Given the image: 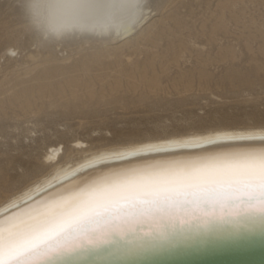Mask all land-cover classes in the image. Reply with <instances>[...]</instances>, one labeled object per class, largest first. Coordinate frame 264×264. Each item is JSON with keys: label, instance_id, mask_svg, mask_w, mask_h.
Masks as SVG:
<instances>
[{"label": "rangeland", "instance_id": "1", "mask_svg": "<svg viewBox=\"0 0 264 264\" xmlns=\"http://www.w3.org/2000/svg\"><path fill=\"white\" fill-rule=\"evenodd\" d=\"M174 1L149 0L145 20L135 28L133 34L110 43L109 37L87 32L68 33L61 39H57L53 33L43 35L27 18L25 0H0V56L9 46L16 50L0 59V89L20 81L21 76L27 79L25 73L33 65L24 63L28 53L48 48L54 52L57 62L70 67L82 60V55L92 58V55L101 52L98 43L106 41L108 60L113 62L115 58L112 52L117 46L131 39L134 48V39L138 34L149 27H160L161 20L169 14L176 17L177 23L168 18L165 22L166 32L157 39L160 45H144L145 51L161 54L168 44L178 48L183 41L193 52L192 55L186 52L180 59L183 71L187 72L194 68L195 56L203 55L210 45L214 50L218 44L226 43L223 38L227 29V41L237 48L239 56L231 65L220 63L211 66L212 77L202 82L203 88L199 86L197 78L194 88L182 94L177 93L173 83L184 72L170 65L165 67V72L159 69L158 76H149V82L159 90L157 95L147 94L144 87L148 82L140 78L141 84L135 92L128 73L121 72L112 77V85L119 81L122 89L102 99V88L98 84L94 90L95 98L86 108L79 110L72 104L27 118H17L10 111V116L0 117V182L5 172L10 182H16L38 168L47 169L49 165L37 160V154L48 143L63 139V151L60 153L63 157V152L70 146L69 139L74 136L80 137L84 143L77 149H86L92 145L146 134L182 131L190 127L264 123V55L261 53L264 46V39L261 38L264 34V0H183L167 8ZM224 4L228 6L225 10L222 9ZM234 17H240L242 22L237 24ZM181 34L184 36L181 37ZM207 38H213L211 44H206ZM192 39H198V45H194ZM246 39L251 40L249 48L244 43ZM85 40L90 41V45L82 47ZM64 47L67 51H64ZM125 48L122 47L123 50ZM173 52L169 50L168 58ZM142 58L146 59V56ZM50 63L47 61L37 65V70L45 69ZM82 69L85 70V65ZM230 72L231 76H228ZM106 77L105 81L108 82ZM108 85L106 83L105 87L110 91ZM82 112L85 114L81 115Z\"/></svg>", "mask_w": 264, "mask_h": 264}, {"label": "snow or ice", "instance_id": "2", "mask_svg": "<svg viewBox=\"0 0 264 264\" xmlns=\"http://www.w3.org/2000/svg\"><path fill=\"white\" fill-rule=\"evenodd\" d=\"M61 2L88 16L118 18L122 22L117 27L118 37L128 35L145 19L146 0ZM256 139L264 141V131L174 142L177 147L217 146L208 148L217 155L199 160L140 159L143 153L164 150L166 145L162 144L131 147L103 156L101 161L136 159L124 166L121 180L106 182L97 195L52 204L42 198L18 209L7 218L15 223L7 228L0 226V264H61L88 257L123 260L174 246L191 237L197 226L212 231L228 224L236 231L264 232V143H227ZM34 179L26 176L10 182L5 172V196H16ZM38 190L24 192L10 206ZM25 219L39 224L24 232L14 231Z\"/></svg>", "mask_w": 264, "mask_h": 264}, {"label": "bare ground", "instance_id": "3", "mask_svg": "<svg viewBox=\"0 0 264 264\" xmlns=\"http://www.w3.org/2000/svg\"><path fill=\"white\" fill-rule=\"evenodd\" d=\"M148 1L146 0L145 16L146 12H148L147 10H149ZM182 1L175 0L167 8ZM199 1L194 0V2ZM227 8L228 6L226 4L222 5L223 10ZM24 11L27 18L42 31L43 35L53 33L57 39H61L68 33L87 32L99 37H109L108 41L110 43H114L122 38H129L135 31V28L145 20L138 23L128 35L118 37L116 34L117 27L122 23L118 18L88 16L70 9L61 0H25ZM223 17L224 12L221 13V18ZM168 18L175 24L177 23L176 17L169 14L166 19L161 20L160 27L155 29L149 27L138 34L134 39L136 44L134 48H132L133 41L131 39H128L124 45L117 46L112 52L115 58L113 62L108 60V53L106 51L108 44H106V41L98 43L101 45V52L92 55V58L82 55V60L75 62L70 67L63 66L61 61L57 62L54 52L48 48L46 50H36L35 52L28 53L25 56L24 63L26 65L32 63L33 65L25 73V76H28L27 79L21 76L20 81L6 85L0 89V117L10 116L9 112L11 111L17 118H27L30 116H38L45 110L54 111L58 108H66L72 104H75L79 110L86 108L89 102L95 98L94 90L98 84L102 88V99L122 89L123 86L119 81H116L114 83L115 85H112V77L121 72L128 73L129 82L134 87L135 92L138 91V87L141 84L139 80L141 79L148 82L144 87L147 94H159V90L155 84L149 82V76H158L159 69L165 72V67L170 65L184 72L180 59L184 57L186 52L191 55L193 53L183 41L178 44V48L174 46L170 47L168 42L167 48H164L165 52L161 54L158 52L149 53L143 49L144 45H152V47L160 45L157 39L166 32L165 22ZM234 18L237 24L242 22L240 17ZM213 31H215V28ZM224 35L223 40H226V43L218 44L214 50L211 49L210 45L207 51L203 52V55L195 56L196 64L194 68L190 71H185L179 79L174 81L173 87L178 94L192 90L197 78L199 86L203 88L204 85L202 82L208 81L212 77V73L210 72L211 66L220 63L231 65L238 60L237 48L227 41L229 35L227 29L224 30ZM262 35L261 38L264 39V34ZM183 36L184 34H181V37ZM154 37H157L156 40L153 39ZM212 40L213 38H207L205 42L206 44H211ZM191 42L194 45H198L199 43L198 39H192ZM95 43L97 44V42ZM244 43L249 48L251 40L246 39ZM81 45L82 47L90 45V41L85 40ZM123 46L126 47L124 50L122 49ZM171 49L174 52L168 58V52ZM15 51L12 47H7L3 51V55L0 56V59L8 53H15ZM64 51H67L65 47ZM109 52L111 53V51ZM261 53L264 55V46L261 47ZM142 56H146V59H143ZM47 61H51V63L45 69L37 70V65ZM83 65H85V70L82 69ZM105 75L109 79L108 82L105 81ZM228 76H231V72ZM106 83L109 84L110 91H107L105 87ZM84 114L83 112L81 113V115ZM77 118L82 119V117ZM260 131H264V123L216 124L203 127H190L182 131L169 133L146 134L140 137L122 140L129 141V143H102L92 145L86 149H77L82 147L84 143L80 137L74 136L70 139L67 138L69 139L68 143L70 146L66 152H63L65 153L63 157L60 155L61 151H63L61 149L63 139L58 142H50L36 156L37 160L41 161L42 164H48L49 167L42 170L38 168L29 175L35 177V179L27 188L23 189V191H18L16 196L9 198L5 196L3 180L0 182V226L7 228L10 224L15 223L14 221H9L7 218L17 213L18 209L33 205L34 201L38 202L43 198L49 204L56 202L70 203L76 198L99 194L106 182H117L121 180L120 173L123 171L124 166L130 164L131 160L136 158L123 161L100 160L101 157L111 153L146 144H162L166 145L164 150L143 153L140 159L143 161H152L155 159L199 160L202 156L217 155L218 153L215 151H208L209 147L216 148L217 146L177 147L174 142L193 141L206 135L224 133L239 134ZM81 138L83 139L82 136ZM66 141L64 140V142ZM227 143L260 145L264 141L256 139L252 141ZM36 188H39V190L34 191L30 198L21 200L16 206H10L12 201L17 199L18 196L23 195L24 192H28L30 189ZM55 210L52 209V211ZM38 224L39 221L37 220L25 219L23 223L17 225L14 231L24 232L32 226H38ZM8 239V233L5 232L6 243Z\"/></svg>", "mask_w": 264, "mask_h": 264}, {"label": "water", "instance_id": "4", "mask_svg": "<svg viewBox=\"0 0 264 264\" xmlns=\"http://www.w3.org/2000/svg\"><path fill=\"white\" fill-rule=\"evenodd\" d=\"M61 264H264V232L236 231L228 224L218 225L212 231L197 226L191 237L174 246L149 250L123 260L88 257Z\"/></svg>", "mask_w": 264, "mask_h": 264}]
</instances>
